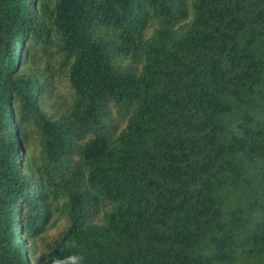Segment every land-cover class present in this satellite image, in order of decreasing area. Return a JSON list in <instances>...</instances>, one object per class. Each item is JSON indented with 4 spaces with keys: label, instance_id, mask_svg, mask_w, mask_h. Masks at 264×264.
<instances>
[{
    "label": "trees",
    "instance_id": "1",
    "mask_svg": "<svg viewBox=\"0 0 264 264\" xmlns=\"http://www.w3.org/2000/svg\"><path fill=\"white\" fill-rule=\"evenodd\" d=\"M264 264V0H0V264Z\"/></svg>",
    "mask_w": 264,
    "mask_h": 264
},
{
    "label": "clouds",
    "instance_id": "2",
    "mask_svg": "<svg viewBox=\"0 0 264 264\" xmlns=\"http://www.w3.org/2000/svg\"><path fill=\"white\" fill-rule=\"evenodd\" d=\"M54 264H83V257L79 254H72L54 261Z\"/></svg>",
    "mask_w": 264,
    "mask_h": 264
}]
</instances>
